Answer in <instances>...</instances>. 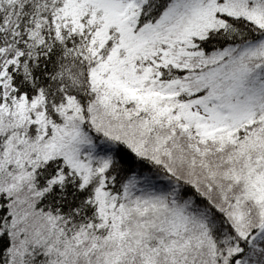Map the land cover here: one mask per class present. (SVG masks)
Returning <instances> with one entry per match:
<instances>
[{
  "label": "snow or ice",
  "instance_id": "obj_1",
  "mask_svg": "<svg viewBox=\"0 0 264 264\" xmlns=\"http://www.w3.org/2000/svg\"><path fill=\"white\" fill-rule=\"evenodd\" d=\"M0 264H264V0H0Z\"/></svg>",
  "mask_w": 264,
  "mask_h": 264
}]
</instances>
